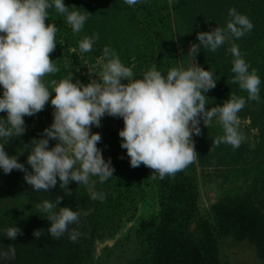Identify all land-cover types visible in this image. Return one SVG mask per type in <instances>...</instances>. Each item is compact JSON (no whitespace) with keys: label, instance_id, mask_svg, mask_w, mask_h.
<instances>
[{"label":"trees","instance_id":"trees-1","mask_svg":"<svg viewBox=\"0 0 264 264\" xmlns=\"http://www.w3.org/2000/svg\"><path fill=\"white\" fill-rule=\"evenodd\" d=\"M69 11L86 14L79 33L72 31L66 16L50 8L47 23L57 27V46L51 58L60 71L52 79L75 74L72 64L81 66L83 60L95 62L105 46L114 50L120 60L133 68L135 78L150 70L153 64L166 75L172 67L186 61V50L199 43L196 35L215 27H226L228 12L235 8L253 23V29L243 37L231 41L239 46L249 71L257 75L264 71V0H141L134 6L124 0H64ZM72 6H75L73 8ZM98 34L93 50L83 57L70 49L85 37ZM60 41H64L60 44ZM182 51V52H181ZM194 58V54H192ZM197 63L214 74L216 87L225 94L242 92L233 83V56L227 43L211 52L200 48ZM0 87V94H2ZM208 91V92H210ZM207 95V93H205ZM216 104V103H215ZM6 118V113H0ZM26 132L11 138L5 145L9 155L23 151L32 138H41L25 117ZM123 126L119 118L105 116L101 127L92 132L101 134L98 147L104 159H111L113 177L104 183L90 177L89 185L71 182V195L59 187L48 192H35L23 179L24 173L13 170L4 174L0 169V264H104L95 259L97 243L121 232L134 222L135 256L129 264H230L227 248L245 246L264 264V146L257 149L259 160L242 168L232 177L231 185L207 211L200 207V185L197 176L187 167L174 176L153 180L152 170L141 165L132 168L126 150L121 148L118 133ZM264 142V139H263ZM28 151L18 156L27 165ZM92 192L105 194L101 201L91 198ZM63 196L58 207L87 212L79 224L69 225V231L59 239L48 233L50 221L37 207L44 200L55 202ZM58 211V208H57ZM16 226L22 234L15 240L5 236L6 229ZM78 229L81 236L72 242L69 233ZM42 229L36 238L34 230ZM15 249L14 258L3 254Z\"/></svg>","mask_w":264,"mask_h":264},{"label":"clouds","instance_id":"clouds-1","mask_svg":"<svg viewBox=\"0 0 264 264\" xmlns=\"http://www.w3.org/2000/svg\"><path fill=\"white\" fill-rule=\"evenodd\" d=\"M140 2L124 0L129 6ZM53 7L66 16L73 32L82 30L88 16L69 11L64 0H0V87L3 90L0 113H6V118L0 117V169L4 174L13 170L23 172V179L35 192H48L59 183L65 195H71L68 185L73 181L77 185H89L90 177L96 176L104 183L113 177L115 169L111 159L106 161L98 147L101 134L91 129L101 127L105 116L122 118L123 128L118 133L120 146L126 150L130 166L151 169L153 180L157 176L160 179L174 176L196 161L198 153L193 134L201 135V119L206 128L213 119L222 126L223 136L214 138L212 146L225 143L236 149L246 139L240 130L238 115L245 107V98L233 94L222 105L207 107L205 93L216 87L217 80L211 71L195 62L201 47L214 53L232 38L239 39L250 32L254 25L246 15L230 8L226 27L198 32L199 43H192L188 51L194 54V63L187 69L172 67L164 75L153 64L137 79L133 68L105 46L96 60L99 70L88 68L89 75L98 76L99 81L73 82L70 74L46 83L45 77L60 71L51 58L57 46V27L46 22L48 10ZM98 39V34L85 37L78 42V49L72 47L70 51L83 57L93 50ZM228 51L233 56V83L247 92L248 100L259 102L261 80L256 69L249 71L237 44L231 43ZM49 101L53 108L52 124L43 130L41 138H32L29 144L23 145L24 150L19 154L9 155L5 145L11 138L25 134V117L42 112ZM50 140L56 141L51 148ZM24 151H28L26 163L30 170L18 160ZM91 198L103 201L106 196L92 192ZM62 200L63 196H57L55 202L44 200L37 205L50 221L47 231L55 239L68 232L69 225L79 224L81 215H87L67 206L58 207ZM21 234L16 226L5 232L11 240ZM42 234V229L33 232L36 238ZM80 236L75 228L69 233L72 242ZM9 253L10 257L8 253L3 256L14 258L15 249L10 248Z\"/></svg>","mask_w":264,"mask_h":264},{"label":"rangeland","instance_id":"rangeland-1","mask_svg":"<svg viewBox=\"0 0 264 264\" xmlns=\"http://www.w3.org/2000/svg\"><path fill=\"white\" fill-rule=\"evenodd\" d=\"M231 43H233L231 40L227 43L228 48ZM189 48L190 46L183 50V53L186 54L185 63L179 64V67L184 69L194 63L192 54L188 53ZM195 62L197 63L196 60ZM74 67L76 72L72 78L73 82L80 80L82 83L87 84L93 79L99 81L98 76H90L88 73V68L92 71L99 70L96 67V61L83 60L81 66L72 64L71 68ZM259 78L261 80L259 102L248 100V94L244 90H241L242 92L240 93L233 91L227 94L223 90L207 92V107L209 108L222 105L233 94L245 98V107L238 115L240 118V130L245 134L246 139L236 149L225 143H221L219 146H212L214 138L223 136L222 126L213 119L211 125L206 128L201 119V135L196 136L193 134L195 149L198 153L197 159L188 168L197 176L199 181L201 192L200 207L202 211H207L218 200L223 191L230 187L233 180L232 177L236 176L240 170H243L242 168L255 165L259 160L257 149L259 150L261 143L264 146V71L260 73ZM122 82L127 83V81ZM52 113L53 108L49 101V104L42 112L28 117L31 128L38 131L42 136L43 130L53 122ZM119 122L123 126L122 118H119ZM55 143L56 141L50 140L49 147H53ZM89 187H91V184H89ZM134 224V222L129 223L117 235L107 237L98 242L95 259L102 261L104 264H129L136 251L134 236L131 233ZM227 257L230 264H261L256 259L253 251L245 246L227 248Z\"/></svg>","mask_w":264,"mask_h":264}]
</instances>
